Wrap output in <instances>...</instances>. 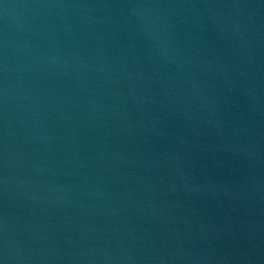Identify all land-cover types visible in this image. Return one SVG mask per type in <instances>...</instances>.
<instances>
[{
  "label": "water",
  "instance_id": "1",
  "mask_svg": "<svg viewBox=\"0 0 264 264\" xmlns=\"http://www.w3.org/2000/svg\"><path fill=\"white\" fill-rule=\"evenodd\" d=\"M0 264H264V0H0Z\"/></svg>",
  "mask_w": 264,
  "mask_h": 264
}]
</instances>
